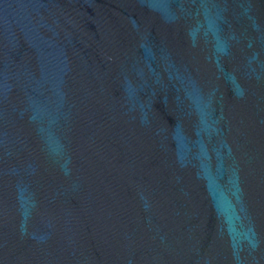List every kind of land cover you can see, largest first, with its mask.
I'll return each instance as SVG.
<instances>
[{"label": "water", "instance_id": "1", "mask_svg": "<svg viewBox=\"0 0 264 264\" xmlns=\"http://www.w3.org/2000/svg\"><path fill=\"white\" fill-rule=\"evenodd\" d=\"M0 264H264V0H0Z\"/></svg>", "mask_w": 264, "mask_h": 264}]
</instances>
